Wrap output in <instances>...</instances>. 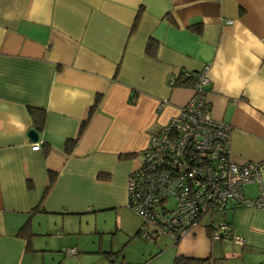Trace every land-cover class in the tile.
I'll return each instance as SVG.
<instances>
[{
  "label": "crops",
  "instance_id": "1",
  "mask_svg": "<svg viewBox=\"0 0 264 264\" xmlns=\"http://www.w3.org/2000/svg\"><path fill=\"white\" fill-rule=\"evenodd\" d=\"M204 65L230 157L261 166L243 193L264 199V0H0V264H264V206L228 208V237L205 215L177 241L137 235L127 206L150 135L192 94L181 71Z\"/></svg>",
  "mask_w": 264,
  "mask_h": 264
},
{
  "label": "built area",
  "instance_id": "2",
  "mask_svg": "<svg viewBox=\"0 0 264 264\" xmlns=\"http://www.w3.org/2000/svg\"><path fill=\"white\" fill-rule=\"evenodd\" d=\"M180 77L190 83L191 96L159 132L150 135L141 165L126 181L127 206L141 220L139 236L149 240L167 234L177 241L193 223L232 201L264 206L261 196H244L243 186L259 180L261 166L238 164L230 157L231 127L212 116L206 98L208 66L183 70ZM39 147L37 141L31 145L33 150ZM214 226L213 237L230 235L223 221ZM65 252L72 254L75 248L69 246Z\"/></svg>",
  "mask_w": 264,
  "mask_h": 264
},
{
  "label": "trees",
  "instance_id": "3",
  "mask_svg": "<svg viewBox=\"0 0 264 264\" xmlns=\"http://www.w3.org/2000/svg\"><path fill=\"white\" fill-rule=\"evenodd\" d=\"M137 20H138V14L133 22V28L136 26V23H137ZM182 72V71H181ZM184 83H187V80H183ZM96 100H98V98L95 99V103L93 104V106L90 107L89 109V112H88V116H87V119L88 117L91 115L92 113V110L94 109V106L96 104ZM29 110H30V113H31V116L33 117V124H34V128L37 130L41 127L42 123H43V119H44V110L43 109H39L37 107H29ZM83 120L81 122V125H80V129L79 131L81 132L82 129L84 128V125L86 123V120ZM75 140L76 138H69L65 141V149L66 151H70L71 147L73 146V144L75 143ZM145 151V150H144ZM144 158V157H143ZM143 161V160H142ZM142 163V162H141ZM141 165V164H140ZM139 165V166H140ZM137 169V168H136ZM53 178V175L50 176V180ZM245 196V195H244ZM246 198V197H245ZM249 199H253V198H249ZM245 205L243 203H239L238 201H232V202H229L224 208L222 209H217L216 211L212 212V213H209L207 215H209V217L212 215L216 216L218 218H222L223 220H220V221H223L225 224H227V230L230 231V220H227L226 219V214L228 212V208H231V207H234V206H237V205ZM216 220H214L212 218V220L210 221V223H208L207 225V229L209 230V234L212 236V232L214 230V223H215ZM219 221V222H220ZM143 223V222H142ZM209 226V227H208ZM140 229H141V225L139 226L138 230H137V235H139V232H140ZM157 237V235H156ZM155 237V238H156ZM176 261L178 262H197L198 260H194V259H191V258H188V257H177L176 258Z\"/></svg>",
  "mask_w": 264,
  "mask_h": 264
},
{
  "label": "water",
  "instance_id": "4",
  "mask_svg": "<svg viewBox=\"0 0 264 264\" xmlns=\"http://www.w3.org/2000/svg\"><path fill=\"white\" fill-rule=\"evenodd\" d=\"M27 134L29 136V138L33 141H37L38 139V131L35 129V128H30L28 131H27Z\"/></svg>",
  "mask_w": 264,
  "mask_h": 264
},
{
  "label": "rangeland",
  "instance_id": "5",
  "mask_svg": "<svg viewBox=\"0 0 264 264\" xmlns=\"http://www.w3.org/2000/svg\"><path fill=\"white\" fill-rule=\"evenodd\" d=\"M173 202H174V201H173V199H170V204H171V205L173 204ZM214 217H217V215H216V216H214ZM208 219H210V217H207V216H206V219H205V220H207V221H208ZM139 220H140V219H139ZM209 222H210V221H209Z\"/></svg>",
  "mask_w": 264,
  "mask_h": 264
}]
</instances>
